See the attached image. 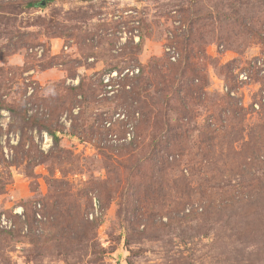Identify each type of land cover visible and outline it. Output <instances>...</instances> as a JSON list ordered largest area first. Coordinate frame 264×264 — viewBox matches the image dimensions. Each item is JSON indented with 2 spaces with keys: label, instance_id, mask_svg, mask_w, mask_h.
<instances>
[{
  "label": "rangeland",
  "instance_id": "374dc122",
  "mask_svg": "<svg viewBox=\"0 0 264 264\" xmlns=\"http://www.w3.org/2000/svg\"><path fill=\"white\" fill-rule=\"evenodd\" d=\"M0 264H264V0H0Z\"/></svg>",
  "mask_w": 264,
  "mask_h": 264
},
{
  "label": "built area",
  "instance_id": "2783aa9c",
  "mask_svg": "<svg viewBox=\"0 0 264 264\" xmlns=\"http://www.w3.org/2000/svg\"><path fill=\"white\" fill-rule=\"evenodd\" d=\"M139 68H132L126 70L124 73L127 75L129 74L130 76L137 75L139 73ZM118 77H124V74L120 75L118 74V71H113L110 74H108L106 77H104L105 83H109L111 78H118Z\"/></svg>",
  "mask_w": 264,
  "mask_h": 264
}]
</instances>
